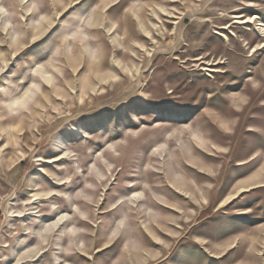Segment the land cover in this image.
<instances>
[{"label": "rangeland", "instance_id": "obj_1", "mask_svg": "<svg viewBox=\"0 0 264 264\" xmlns=\"http://www.w3.org/2000/svg\"><path fill=\"white\" fill-rule=\"evenodd\" d=\"M0 264H264V0H0Z\"/></svg>", "mask_w": 264, "mask_h": 264}]
</instances>
